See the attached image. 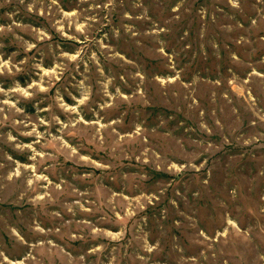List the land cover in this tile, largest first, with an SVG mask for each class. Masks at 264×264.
Instances as JSON below:
<instances>
[{"label": "rangeland", "instance_id": "rangeland-1", "mask_svg": "<svg viewBox=\"0 0 264 264\" xmlns=\"http://www.w3.org/2000/svg\"><path fill=\"white\" fill-rule=\"evenodd\" d=\"M0 264H264V0H0Z\"/></svg>", "mask_w": 264, "mask_h": 264}]
</instances>
